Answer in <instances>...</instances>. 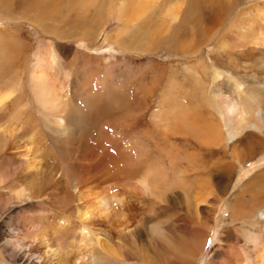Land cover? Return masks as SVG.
Segmentation results:
<instances>
[{"label": "rangeland", "instance_id": "374dc122", "mask_svg": "<svg viewBox=\"0 0 264 264\" xmlns=\"http://www.w3.org/2000/svg\"><path fill=\"white\" fill-rule=\"evenodd\" d=\"M64 1L57 14L46 5L53 15L44 11L45 5L35 11L25 2L18 17L12 16L9 0L0 3V15H8L0 20V94L12 89L0 104V264H183L171 246L193 236L200 246L204 229L197 228L196 213L206 205L201 199L215 210L196 263L208 264L217 251L216 238L226 228L227 203L264 166V155L236 169L217 204L212 194L218 188L210 174L218 160L235 163L231 145L225 142L221 151L201 145L173 129L172 118L183 107L193 111L189 117L195 123L215 120L221 126L226 118L215 109L234 102L249 113L241 137L264 132V0H200L206 5L201 22L194 12L186 13L188 0H155L144 14L130 19L126 15L140 0H109L99 12L94 3L81 11L82 17L70 19L65 10L75 0ZM122 1L123 10L128 5L124 11ZM225 4L224 18L214 21ZM173 5L178 8L174 20L166 15ZM107 17L110 21L100 30ZM42 26L58 35L43 32ZM83 38L88 41L79 40ZM44 48L56 51L65 67L61 73L69 97L60 127L42 113L30 90L32 55ZM257 122L260 131H252ZM148 165L164 169L163 195L137 188ZM194 174H200L193 184L195 203L172 185L177 176L192 183ZM21 189L30 198H16ZM105 194L111 200L108 213L93 211L88 224L112 244L132 248L135 254L118 262L94 261L76 247V206ZM65 217L66 234L60 224Z\"/></svg>", "mask_w": 264, "mask_h": 264}, {"label": "bare ground", "instance_id": "6f19581e", "mask_svg": "<svg viewBox=\"0 0 264 264\" xmlns=\"http://www.w3.org/2000/svg\"><path fill=\"white\" fill-rule=\"evenodd\" d=\"M2 1L3 0H0V3ZM47 1L48 0H9L15 10L12 16L18 17V15L24 11L26 4L25 2L29 3L30 6H33V8L36 9L35 11L39 10L40 7H42L43 5H45V7L46 5H49L48 7L51 8L49 10L56 12V14L58 12L56 10L60 8V4L62 3V1L63 3L65 2L64 0H49L50 2ZM154 2L155 0L138 1L136 10L132 9V11L129 13V15H126V17L130 16L128 18L130 19L132 16L135 17L137 15L144 14L143 12L151 8L152 5H154ZM94 3H97L96 12H99V10L102 11V9L106 5H108L109 0H75L73 3H71V9L65 10V18L70 19L71 17H82L84 13L81 11L84 10V12H87L88 7H90ZM123 3L124 1H122L120 5L121 10H123L124 7ZM68 4L63 5L66 6ZM185 5L186 13L194 12V19L197 22H201L203 20V13L206 8L205 4L200 2V0H193L192 2L191 0H188ZM226 5L227 4H225V7L223 5V8L218 9V17L215 18L214 21H220L224 18V13L226 12ZM127 6L128 5H126V7ZM126 7L124 10H126ZM177 9L178 8L174 5L170 6L167 9L166 15H168V17L170 18H173L172 20H174L176 18V12L178 11ZM49 10L47 9V7L44 9V11L49 12V14H51L52 12H50ZM7 18L8 15L6 12L5 16L0 15V20H7ZM86 18L89 19V17ZM109 21V17L104 18L103 21L99 24L100 30H103L106 22ZM83 23L84 21L82 22V24ZM84 25L89 27L92 26V23L88 25L85 22ZM74 29L76 28H72L71 30H69V32L74 31ZM42 31L56 36L58 35L56 31L55 33L51 28L48 27L42 26ZM99 36H101V33L99 34ZM115 39L118 44L122 42V36H120L119 34ZM79 40L85 43L86 41H88L85 38ZM64 71L65 67L61 61V58L59 57L56 51L54 52L50 50V48L39 49L38 51H36L32 55V66L28 70L30 90L33 95V98L35 99V102H37L38 106H40L42 108V111H44L41 112L46 113L47 116L49 115L51 117V121L59 127L62 124L61 120L63 118V113L66 111V102L69 97L67 91V79L61 73ZM11 91L12 89L8 91L5 90L3 94H0V104H2L3 101L12 93ZM224 102V105L220 103L221 110H217V108L215 109L219 117L225 116L226 118V122L221 123V126L220 124H217L215 120H208L205 122L201 120L204 123H202L201 121L200 124L195 123V121H192V119H190L189 117V113L193 114V111L189 112L188 108L183 107L182 109L180 108L179 110H175L174 114H176L177 116L173 115L172 118V124L174 125L172 127L173 129H180L179 133L187 134L201 145L216 147L218 148V150L221 149V145H223L225 142L231 145L229 146V156L231 161L235 163H231L230 161L227 162L225 160V162L223 163V161L219 162L218 160L213 164V174L209 173L211 178L213 179L216 189L218 188L216 190L217 193L214 192L212 194L214 197L213 199L215 200V202H217V204L219 200H222L225 197V194L228 193L226 191H228L229 186L232 183L234 172L236 171V169H240V167L243 166L245 162H247L254 156L264 155V132L261 135L249 133L247 136L242 138L241 134L245 129L244 127H242V122L248 118L249 113L244 112L234 102ZM256 116L260 118L261 111L257 112ZM256 127L258 129L257 131H260L259 122L253 123L250 126V129L253 131ZM165 128L167 129L166 125ZM6 135H9V133L7 132ZM240 146L242 148H245L243 149L244 151L240 149ZM245 150L247 151L246 153H244ZM31 167H34V165H31ZM164 172L165 171L163 168H154L150 165L146 166L143 174L140 175L137 181L139 185L137 186V188L141 189L146 193H149V195H161L164 191V184L163 186H161L160 184L164 183L166 179ZM198 175L200 174H194L193 180L188 175L190 180L193 181L189 184L185 183L184 179L181 176H177V178L172 181V185H174V188H180L185 194H190L192 197H194V203L197 202L198 199L195 196V194H197L196 186H193V184L197 183ZM199 180L200 179H198V181ZM26 192L27 190L21 189L15 192V197L18 199L26 197L30 198V195ZM191 192H193L194 195H192ZM94 200L93 202H88L89 204H82L83 206L81 205V207L76 206V217L78 221L77 224L74 223L73 226L78 229L76 231L79 234V242L76 243V247L77 249H79L78 251L80 253L85 251V255L91 259H94V261L96 258H101V260L107 263L110 260L118 262L124 260V258H128L132 254V248L130 251L125 246L126 244L124 245V243H116V245L114 242L112 244L111 239L107 240L106 238L101 237V232L96 231L95 227H92L88 224L89 217L93 211L97 210L106 214L108 213V206L111 202L110 197L107 194L100 196ZM204 201L206 205L203 209L205 210L202 209V211H200L201 215L200 213L199 215L196 213V220L198 222L197 228L204 229L203 235L200 232L202 238L200 237V239V235L198 236V238L200 239V246H198V240L196 236H193L187 241H184L183 239V241L179 240V242H176L173 246H171L173 256L177 261H182L183 264H186L184 262L188 261H190L192 264H196L200 252L205 247L208 238V233L211 229V223L214 218L215 210L213 207L214 204L211 205V202L206 203L205 199H201L199 202ZM92 203L93 205H91ZM227 205L228 217L225 222L226 228L222 230V232L217 236V251L215 253V257H213L208 264H264V166H261L260 170H257L253 175L248 178L246 182H243L236 189V192L232 194L231 200H229ZM197 206L198 205L196 204V209ZM68 221L69 220L67 217L63 218L60 223L61 227L65 229L67 227L65 224H67ZM11 229H9L10 232ZM67 230L68 228L65 229V234ZM69 244L70 246H75L73 241L69 242ZM15 246L17 249H20L21 247L18 239H16L15 241ZM135 251L137 252V256L144 257V253L141 252L139 249H136ZM83 254L82 256H84ZM27 259L29 260L30 258Z\"/></svg>", "mask_w": 264, "mask_h": 264}]
</instances>
